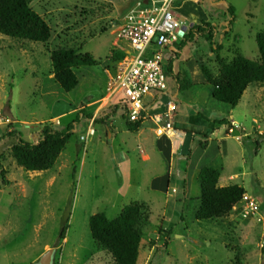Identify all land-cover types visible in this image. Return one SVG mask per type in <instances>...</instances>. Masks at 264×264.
Instances as JSON below:
<instances>
[{"label": "rangeland", "instance_id": "1", "mask_svg": "<svg viewBox=\"0 0 264 264\" xmlns=\"http://www.w3.org/2000/svg\"><path fill=\"white\" fill-rule=\"evenodd\" d=\"M136 1L34 0L31 7L52 29L50 41L34 43L0 34V164L6 171L5 182L0 175V264H38L50 250L52 264H114L93 241L89 219L99 213L115 219L133 202L146 204L150 216L137 264H264V87L251 85L240 105L231 108L213 99L210 85H204L201 72L192 67L200 70L205 64L216 76L218 58L231 60L240 54L258 60L255 37L264 32V0H188L187 6L201 7V18L216 28L214 45L195 35L182 54L188 59H174L177 73L168 75L169 88L177 96L165 94L155 105L151 94L144 99L151 115L165 112L169 102L177 106L172 123L176 131L187 132L190 141L188 146L182 143L181 150L175 141V155L169 144L156 139L151 121L132 133L123 108L105 100L106 71L126 56L127 46L118 34ZM183 1L175 5L177 15ZM187 21L190 29L197 24ZM57 48L75 49L98 61L76 70L79 86L69 93L52 77L50 53ZM162 52L166 63L171 53ZM113 106H119L115 113ZM229 117L251 138L236 140L241 131L229 135L224 141L227 156L209 167L221 171L220 186L244 188L258 201L259 211H245L242 201L228 216L201 222L196 219L198 171L191 176L189 153L194 155L199 147L197 134L226 137ZM92 120L96 134L82 143L80 137ZM45 126L59 131L72 126L73 135L54 168L25 171L11 148L19 139L35 143ZM65 225L66 238L58 241Z\"/></svg>", "mask_w": 264, "mask_h": 264}, {"label": "trees", "instance_id": "2", "mask_svg": "<svg viewBox=\"0 0 264 264\" xmlns=\"http://www.w3.org/2000/svg\"><path fill=\"white\" fill-rule=\"evenodd\" d=\"M33 1L0 0V34L23 41L48 43L52 37V29L46 20L31 7ZM228 12L232 16L230 21V25H232L235 20L234 9L230 6ZM200 20L201 23L197 20L193 21L197 24L189 29L186 38L180 44L179 50L190 43L195 35L203 36L214 45L213 39L216 28L210 22ZM255 39L260 54L258 60H250L240 54L235 55L231 60L218 58L219 73L216 76L207 65H200L206 83L212 87L214 100L231 108H236L251 85L264 87V32L257 33ZM175 55V58L179 57L178 53ZM50 59L53 79L67 93L79 86L77 69L98 64V61L90 54H81L75 49L67 48H57L51 51ZM173 60L168 66V72L171 74L173 73ZM180 84L183 85L181 81ZM186 85L189 86V83L186 82ZM112 108L115 113L119 106ZM124 118L126 127L130 132L139 131L141 121L131 123L125 115ZM42 133L43 135L37 143L19 139V142L11 148L12 157L25 171L42 172L54 168L73 135V127L68 126L64 131H59L51 126H45ZM16 135L15 132L9 134V137ZM20 136L22 135L20 134ZM197 137L199 138V146L202 149H207L208 137L201 134H197ZM0 175L2 181L5 182L6 171L1 164ZM220 178L221 172L212 167H204L199 172L197 180L200 185L201 196L200 207L196 213L198 221L222 219L228 216L242 201L246 193L244 188L238 184L222 187L220 186ZM148 208L146 204L133 202L126 205L115 219H109L105 213L96 214L89 219L93 241L112 256L114 264L138 263L145 228L150 218ZM67 229V225L62 227L58 241H63L66 238Z\"/></svg>", "mask_w": 264, "mask_h": 264}, {"label": "built area", "instance_id": "3", "mask_svg": "<svg viewBox=\"0 0 264 264\" xmlns=\"http://www.w3.org/2000/svg\"><path fill=\"white\" fill-rule=\"evenodd\" d=\"M177 1L137 0L124 16L118 34L119 40L127 46L126 56L115 69L106 71L110 101L123 108L131 123L151 121L158 140L175 132L172 119L177 106L169 102L165 112L151 115L144 99L150 94L169 93V72L162 51L179 46L190 29L175 13ZM93 122L86 135L80 137L82 143L96 134ZM227 131L228 135L243 132L235 136L238 141L245 136L244 129L236 122H231ZM242 201L245 211H259L258 201L251 196L245 194Z\"/></svg>", "mask_w": 264, "mask_h": 264}, {"label": "crops", "instance_id": "4", "mask_svg": "<svg viewBox=\"0 0 264 264\" xmlns=\"http://www.w3.org/2000/svg\"><path fill=\"white\" fill-rule=\"evenodd\" d=\"M193 2L195 4L196 3L198 4V2L196 0H194ZM176 4H177V2H176ZM187 4H188V0L183 1V3L179 6V9L181 10V14L178 15L180 18H185L186 19V21H185L186 24H189L188 21H187L188 19L191 20L192 22L195 21V20L199 21L200 19L205 20V16L203 18H201V14L198 13L200 11L199 9L201 7L198 8V9H194V8H192L190 6H187ZM202 9H201V11H203ZM191 25H192V23L190 24V26ZM215 34H216V31H215ZM186 46L182 50H179L180 45L179 46H174V47H171V48H167L166 51H169L171 54H170V58L168 59V61H166V63H167L166 65L169 66L170 61H172L175 58L174 57V56H176L175 53H177V51L175 52V48H178V50H179L178 53H180L179 57H177V58H181V60L188 59V58H185V56L184 57L182 56V54L185 55V53H186V50H187ZM176 62H177V60H175L173 62V66H172L173 67L172 68V72L173 73H172V75H175L177 73L176 69H175V63ZM189 62H191V61H189ZM179 64H180V62H178V65ZM190 64H192V62ZM192 67H193L194 71L198 70L199 72H201V73H199V75L202 76L203 84L206 85V80H205V77H204V75H203V73L201 71V66H200V70L195 66V64ZM169 75H170V73H169ZM168 79H171V77H169ZM168 88H169V80H168ZM172 93L173 92L169 88V93H165V94L170 95V96H177L176 92H174L173 94ZM165 94H162L160 96H157L156 94H153L152 95L153 100H152L151 104H153V105L157 104L158 99L161 98ZM211 95H212V87H211ZM105 100L110 101L109 96L107 98H105ZM108 115H110V114H108ZM230 116H231V114H230ZM175 117H176V113H175L174 118ZM229 118H231L230 119L231 121L228 122L227 129H228L229 124L231 122L238 123V120L235 119L234 117L233 118L229 117ZM239 125L241 126V124H239ZM227 137L228 138L230 137L228 135V133L226 134V137H221V139L219 138V139L215 140V139H212V137H208V147H207V149H202L200 146L195 148V150H194L195 153H194V155H193V153L191 154L190 160H189V165H188L189 171L192 172L191 176L195 175L197 171H198V174H199V172L204 167L211 166L217 160V158H219V157L225 158L227 156L228 148L224 144L225 143L224 142L225 139H228ZM244 137L247 138V139L251 138V136L249 134H245ZM161 140L165 141V143H164L165 145L169 144L170 151L172 153L174 152L173 155H175L178 151L175 152V145L174 144L177 145V142H179V145H178L177 149L181 150L180 148H181L182 143H184V145L187 143V146H188L189 141H190V137H189L187 132L180 133V132L175 130V132L171 136H166V137L162 138ZM175 141H177V142H175ZM198 141H199V138H198ZM37 142L38 141H35V143H37ZM194 142H195V140H194ZM242 142H240V145H242ZM178 155H180V153H178ZM217 170H219V169H217ZM186 184H188V183H186Z\"/></svg>", "mask_w": 264, "mask_h": 264}, {"label": "water", "instance_id": "5", "mask_svg": "<svg viewBox=\"0 0 264 264\" xmlns=\"http://www.w3.org/2000/svg\"><path fill=\"white\" fill-rule=\"evenodd\" d=\"M181 21L183 23H185L186 19L185 18H181ZM118 178L119 181L121 182V175L118 172ZM53 250L48 251L45 255H43V257L39 260L38 264H52V257H53Z\"/></svg>", "mask_w": 264, "mask_h": 264}]
</instances>
